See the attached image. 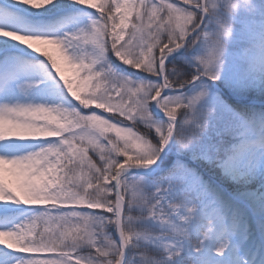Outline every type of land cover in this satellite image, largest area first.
Listing matches in <instances>:
<instances>
[{
  "label": "snow or ice",
  "instance_id": "snow-or-ice-1",
  "mask_svg": "<svg viewBox=\"0 0 264 264\" xmlns=\"http://www.w3.org/2000/svg\"><path fill=\"white\" fill-rule=\"evenodd\" d=\"M0 264H264V0H0Z\"/></svg>",
  "mask_w": 264,
  "mask_h": 264
},
{
  "label": "rangeland",
  "instance_id": "rangeland-1",
  "mask_svg": "<svg viewBox=\"0 0 264 264\" xmlns=\"http://www.w3.org/2000/svg\"><path fill=\"white\" fill-rule=\"evenodd\" d=\"M58 54V53H57ZM63 71H64V74L66 77H69V78H73L74 79V73L72 71L71 68H69L66 64H63L61 65Z\"/></svg>",
  "mask_w": 264,
  "mask_h": 264
},
{
  "label": "trees",
  "instance_id": "trees-1",
  "mask_svg": "<svg viewBox=\"0 0 264 264\" xmlns=\"http://www.w3.org/2000/svg\"><path fill=\"white\" fill-rule=\"evenodd\" d=\"M54 55H58L57 53H55L54 52ZM171 67V66H170ZM63 70V69H62ZM64 72V71H63ZM91 107H94V105L93 106H91ZM98 111H103V110H98ZM110 115V114H109ZM140 130L142 131L143 130V126H140ZM112 135H114V134H112ZM94 159H98L97 157H93ZM216 177L215 176H213V179H215ZM113 236H115V232H113ZM85 251H87V250H85ZM41 255V257H44V256H46V255H48L47 253H43V254H40Z\"/></svg>",
  "mask_w": 264,
  "mask_h": 264
}]
</instances>
